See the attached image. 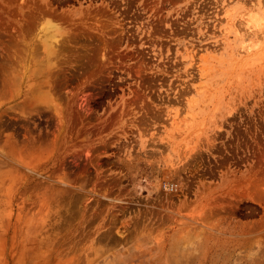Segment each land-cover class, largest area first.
Returning <instances> with one entry per match:
<instances>
[{"label":"rangeland","instance_id":"1","mask_svg":"<svg viewBox=\"0 0 264 264\" xmlns=\"http://www.w3.org/2000/svg\"><path fill=\"white\" fill-rule=\"evenodd\" d=\"M0 264H264V0H0Z\"/></svg>","mask_w":264,"mask_h":264},{"label":"bare ground","instance_id":"2","mask_svg":"<svg viewBox=\"0 0 264 264\" xmlns=\"http://www.w3.org/2000/svg\"><path fill=\"white\" fill-rule=\"evenodd\" d=\"M250 17V16H249ZM44 24V23H43Z\"/></svg>","mask_w":264,"mask_h":264}]
</instances>
